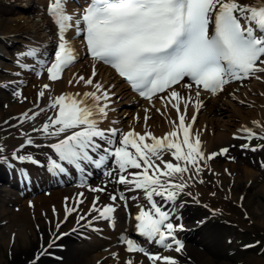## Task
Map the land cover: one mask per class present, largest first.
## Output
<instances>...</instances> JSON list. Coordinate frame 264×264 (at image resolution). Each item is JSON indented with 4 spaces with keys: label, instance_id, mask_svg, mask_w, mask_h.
<instances>
[{
    "label": "snow or ice",
    "instance_id": "1",
    "mask_svg": "<svg viewBox=\"0 0 264 264\" xmlns=\"http://www.w3.org/2000/svg\"><path fill=\"white\" fill-rule=\"evenodd\" d=\"M50 9L58 24L60 40L54 62L46 66L51 80L59 78L62 70L76 59L74 50L65 40V32L73 27L85 36L92 59L112 66L146 99L167 92V97L161 98L166 101L175 98L177 103L172 106L177 113H180L181 100L193 99L191 95L182 97L174 88L185 78L191 83L184 84V87L189 90L194 86L197 88L195 97L199 104L200 89L216 93L232 80L264 72V67L257 66L258 62L264 65V5H244L238 0H89L78 18L66 14L64 0H54ZM24 55L36 56L37 52L30 49ZM79 80L94 86L95 91L83 95L62 94L53 98L49 105L56 110V115L48 118L42 131L46 136L57 138L48 145L53 150L48 156L49 170L63 173L66 165H71L83 173L89 167L106 168L112 160L116 168L105 174L111 176L117 171L120 173L117 183L129 185V192L142 190L150 202V210L142 208L135 216L138 233L165 247L172 246L166 241H174L175 251L180 252L183 244L174 236L176 227L171 222L170 213L163 210L154 197L175 201L188 187L185 174L200 173L199 165L205 159V153L199 137L195 143L191 142L190 127L182 114L179 115L182 142L170 139L177 137V131L157 138L151 132L142 135L134 131L121 133L115 127L101 128L100 124L110 110L112 94L102 84H94L93 78L81 76ZM48 87L44 85L45 89ZM44 95V91L39 92L40 97ZM259 127L264 130V126ZM243 131L248 139L257 137L251 128ZM149 137L153 143L145 142ZM27 144L31 146L34 141L29 138ZM228 151V148L222 150L225 154ZM166 152H171L177 162L164 161ZM215 155L213 153L208 158ZM15 158L40 163L31 156L17 154ZM158 160L163 167L156 162ZM129 169L140 171L131 172ZM117 199L115 194L110 196L113 204ZM119 199L126 201L127 198L121 195ZM113 204L101 209L94 203L92 211L98 213L94 219L113 220L117 210ZM74 210L66 208L68 214ZM80 219L84 220L85 216ZM126 246L130 253L145 252L132 239L126 240ZM151 258L155 261L163 259L164 264H176L170 257L152 255ZM127 264H133V261L129 260Z\"/></svg>",
    "mask_w": 264,
    "mask_h": 264
},
{
    "label": "bare ground",
    "instance_id": "2",
    "mask_svg": "<svg viewBox=\"0 0 264 264\" xmlns=\"http://www.w3.org/2000/svg\"><path fill=\"white\" fill-rule=\"evenodd\" d=\"M261 1L264 0H238L239 3L244 5H254ZM65 6L68 10L66 11L67 14H74L77 18V14L69 9L70 4ZM19 7L22 8L21 11L14 13L15 8ZM54 29H57V27L53 23L48 0H0V41L3 40L5 45H7V42H12L11 44L15 45L18 43L16 41L22 44L21 47L24 48V51H20L22 54L15 51H12L11 54L17 55L21 59L25 58L27 66L30 64V69L27 72H36L41 67L43 55L45 54L47 57L50 55L52 49L50 43L51 40H55L52 32ZM66 37L82 52L80 47L82 42L74 27L66 32ZM33 44L35 46L41 44L44 51L42 50L43 52L39 54L42 57L36 59L34 56L24 55L31 49L30 47ZM25 45H27L26 48ZM86 61L90 66V75L93 71L94 77L87 75L82 70L87 65L75 62L68 65L56 80H51L48 73L42 71L38 77L34 75V78H30L27 75L24 81H17L16 83L22 86L27 84L24 90L29 93L30 97L32 96L33 100L22 105H18L16 102H8L6 106L0 109V120L37 102L36 96L41 91L45 92V95L41 97V103L26 114L46 103L61 91L68 95L77 93L83 95L86 92L95 91L94 86L86 85L79 80L81 76L86 79L93 78L94 84H102L112 94V99L116 101V104L136 101V98L132 97L128 87L115 75L112 68L100 64L92 58H87ZM0 63H6V61L0 60ZM260 67H264V65L260 64ZM1 78L0 101L5 97L2 93V84L11 87L5 81L1 82ZM46 84L49 85L47 89L44 88ZM180 90L192 96L193 99L187 104V108L192 113L198 107V103L193 102L196 99V91L193 89L189 90L184 85ZM244 92L249 93V96L244 95ZM119 98L122 99L117 101ZM199 100H203V103L198 107V117L193 125L192 137H199L204 147L205 158L214 150L212 149L213 147L219 145L217 148L219 150L224 145L230 144L229 148L233 147L231 149L233 159L231 162H223L220 161L221 155L217 154L213 162H208L204 159L200 162V164L206 165V170L202 169L199 174L195 171L185 174L188 187L179 194V198L190 202L185 205L183 215L180 216L183 217L181 220L184 222L183 225L185 227L182 233L187 240L184 250L180 254H176L181 260L176 264L185 262L188 264H237V260L235 262L232 261L236 255L233 250L239 247L236 233L242 232L247 228L246 223L239 216V210L248 212L251 218H254L259 223H264V202L258 198V193L264 192V178L261 175L263 171L254 169L256 162L248 155H254V153L250 151L241 153L238 148L233 146L235 139L232 138L231 134L242 133L243 127L261 129L258 123H262L261 126H264V72L256 73L251 82H248L245 78L232 80L216 93L211 95L201 93ZM115 103H112L110 108ZM153 104V107L146 109V105L142 108L123 109L121 115L124 119L118 120V126L123 129L134 128L142 133H163L177 127L175 115L168 103L164 100L158 101L154 99ZM160 108L169 109L172 112L170 115H165L161 113ZM130 111L131 113H129ZM134 113H138L137 116ZM143 114L147 115L146 120L143 119ZM50 116L54 117L53 109L51 108L41 112L40 117L37 115L33 116L34 118L32 117L30 121L33 124L37 122L35 126L38 127L43 122H48ZM116 116L119 117L120 115L117 114ZM126 116L128 117L127 119ZM43 118H46V120H43ZM108 120L116 121L117 119L114 116L109 117ZM9 122L8 120L6 124H9ZM148 122L152 123L153 126L148 127ZM16 129L17 126L12 127L10 125L0 129V149H3V151H0L1 158L2 154L6 153L8 149L38 135L37 133L28 132V126L26 125L20 127L19 132H15ZM23 129L25 131L21 133ZM47 138L50 141H56L57 139L56 137ZM184 150H187V148ZM170 155L171 152H166L163 160L174 162ZM156 162L163 165L159 160ZM190 175L192 177L189 179ZM103 182L113 184L110 177H105L100 181L101 184ZM91 189L90 187V197L96 193V191ZM86 190V188L83 189L80 186L54 188L53 190L36 194L33 197L32 205H28L27 201L24 203L23 199L16 197L15 201L18 202L15 203H20V210L18 211L10 210L6 205L7 203L0 199V226L4 225L3 232L0 231V244L8 246L12 255V260L0 259V264H24L33 256L34 251L39 247L40 240L42 245H44L47 243L48 238L53 239L58 233L65 230H59L58 228L56 233L54 232L65 212L63 208L64 202L59 200L75 198L77 195L82 196ZM137 194H139L137 190L129 192L126 198L129 199L130 196ZM234 202H240V204L237 205ZM179 203L180 201L176 205ZM69 205L68 203V209L70 208ZM83 206L78 205L75 211L77 213L76 218L82 216L85 212L81 208ZM55 207L57 208V213L53 212ZM233 207L235 210L231 209ZM116 209L117 215H121L126 222L130 221L131 214L126 215L120 207ZM126 209L129 211L130 207L127 206ZM56 215L58 218L54 221ZM195 217H197L196 220H194ZM87 219L88 216L84 220L77 221L76 223L79 225L77 228H86L88 224L84 221ZM200 220L204 222L198 225ZM75 224L71 223L68 227H72ZM49 228L52 230L48 233ZM11 235L13 236V241L10 243ZM60 240L61 238L53 243H59ZM110 242L104 240L98 242V246L89 243L91 248H84L76 243V246L82 249H78L74 259L68 262L66 260L54 261V264H95L99 258L102 259L101 264H127L126 253L120 250L118 246L109 247L107 244ZM201 244H204V249L202 250L200 248ZM104 245L108 248L100 249ZM170 248L166 247L164 249L168 251ZM47 250H50V248ZM173 251L175 252V250ZM255 253L247 256L242 264H262L264 258ZM186 256H189V258L187 259ZM137 263L138 261L135 264Z\"/></svg>",
    "mask_w": 264,
    "mask_h": 264
},
{
    "label": "rangeland",
    "instance_id": "3",
    "mask_svg": "<svg viewBox=\"0 0 264 264\" xmlns=\"http://www.w3.org/2000/svg\"><path fill=\"white\" fill-rule=\"evenodd\" d=\"M0 46H3L2 42H0ZM8 98L9 97H6L5 99H8ZM0 105H2V103ZM0 108H1V106H0ZM230 156H231L230 154H226L225 158L221 159V161H224L225 159H229ZM263 157H264V151H263ZM259 168H261L263 170V173H264V166L259 165ZM262 178H264V175H262ZM258 196L260 197V200L263 202L264 201V192L258 193ZM233 206L236 207L234 204H233ZM234 207L231 209L235 210ZM242 211L243 210H239V216L242 217V221L244 223H246L247 225H251V226L246 228V230H244L243 232L239 233V235L241 236V239L243 240V242H246V241L247 242H249V241L256 242L254 248L256 249V251L258 249V252H260L259 253L260 256H262L264 258V223H259L254 218H251V216H250V218L244 217L242 214ZM1 229L2 228L0 227V230ZM65 229H67V228H65ZM6 248H7V246L0 244V259L8 260V255H11L8 251H6ZM254 251H255L254 249H252V250L251 249L248 250V249H244V248H242L241 250L239 249L236 252V254H238L237 258L233 261L235 262L238 258H240V259L242 258L241 260L245 261V258H247V256H250L251 254L255 253ZM64 256H65V254H64ZM42 263L43 264H50V263L54 264L53 260H47L45 258L44 259L41 258L38 261V264H42ZM236 263H238V262L236 261ZM262 264H264V262Z\"/></svg>",
    "mask_w": 264,
    "mask_h": 264
}]
</instances>
